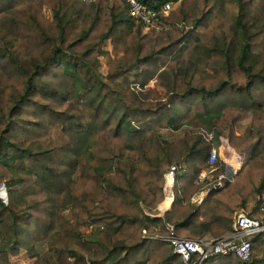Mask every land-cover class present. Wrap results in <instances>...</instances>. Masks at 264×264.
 I'll list each match as a JSON object with an SVG mask.
<instances>
[{"label": "trees", "instance_id": "trees-1", "mask_svg": "<svg viewBox=\"0 0 264 264\" xmlns=\"http://www.w3.org/2000/svg\"><path fill=\"white\" fill-rule=\"evenodd\" d=\"M141 1L180 4L153 43L121 0H0V264L22 249L33 264H184L142 230L165 234L168 223L179 237L201 239L229 231L240 211L264 217L263 1L234 0L229 25L204 40L184 24L209 28L207 12L191 10L195 0ZM102 38L124 58L105 74ZM203 66H215L212 84ZM2 77L16 80L5 100ZM246 113L260 138L250 163L193 208V181L221 124ZM200 129L214 132L212 147ZM175 163L186 169L161 218L154 208ZM71 206H79L74 222L64 214ZM250 242L248 261L215 254L201 264H264V235Z\"/></svg>", "mask_w": 264, "mask_h": 264}, {"label": "rangeland", "instance_id": "rangeland-1", "mask_svg": "<svg viewBox=\"0 0 264 264\" xmlns=\"http://www.w3.org/2000/svg\"><path fill=\"white\" fill-rule=\"evenodd\" d=\"M195 1L196 3L195 5H192L193 7L191 10H195V13L198 14V16L203 11H206L207 13L205 15L209 17V20H208L209 28L206 27L205 29L202 26H193L192 23H187V22H185L184 24L187 25V27L191 28L194 32L202 34L203 40H204V34L208 35L210 31L219 30L223 28L224 26H228L230 23L229 19L236 11L234 0H216L214 6L211 8L210 6L212 5L214 0H195ZM262 1L264 3V0ZM179 5H180L179 3H174L171 12H177ZM41 12H42L41 14L44 17V19L51 20L52 18L51 11L48 9L47 6H43ZM159 32H163V31H156L155 29H144L142 27L140 37H152V43H153L154 42L153 38ZM98 45L100 49L102 50L101 51L102 53L97 55L101 63L99 70L102 74H105L109 66H114L116 64H119L120 61H123L124 59L123 53L115 51V49L111 45V41L109 38L100 39L98 42ZM214 67L215 66L213 67L208 66L207 68L205 67L206 70L204 71V74L213 76L205 80L207 84H212L216 78L214 76ZM2 78L5 80L3 84H7L6 87H1L3 100H5L10 94V92L13 90L12 86L14 87L16 85V80L13 78L8 79L9 77L8 78L2 77ZM154 79L155 78L151 79L148 82V85H150L151 87L154 84ZM155 97H163L162 89H157V94ZM251 119H252L251 114L246 113L244 117L242 118L238 117L235 120L230 118L229 119L230 122L228 124L224 123L223 126L221 124L220 130L222 132V129H223V132L222 133L220 132L221 134L219 133V136H218L219 142H218V145L216 146V148H219V151H220V155L218 156L217 168L214 170V172L209 174L208 177H206L203 181H199L198 178L194 179L193 184L197 187L195 193H199L203 189L207 187H211L212 184L215 183L218 175L225 172L226 165L227 166L232 165L233 170L236 171V169H238L239 167H240L239 168L240 170L245 165L250 163L253 157V153L257 149L259 142H260L259 135L253 133L255 132V130L252 127ZM229 124L231 125V129L229 131L231 132V134H228L227 125ZM196 133L200 134L202 138L204 139V141L208 142L212 147V144H213L212 139H213V134H214L212 130L207 132L204 129H200ZM239 158H241V161H239ZM204 167L206 168V163ZM204 167L203 169H205ZM228 183L229 182L227 180H224V179L222 180L223 186H226ZM2 185L3 184L0 183V186ZM3 188H4V192L6 193L4 185H3ZM161 189H162V198L160 199V201L157 203V205L154 208L156 214L160 213V210L158 209V207H160L163 201V197H164L163 181H162ZM195 193H193V195ZM4 201L6 202L7 198H5ZM189 204L190 205L192 204L190 203V199H189ZM161 208H164V206L162 205ZM72 211L74 212L79 211V206L77 207L71 206L64 212L65 217L71 220L72 222H74L75 219L72 215ZM81 230L84 233H88L90 228L88 225H85L81 228ZM47 247L48 245L37 244L36 250L43 251ZM134 256L137 257V255H134ZM10 262L11 264H33L34 259L30 258L28 254L22 249L20 250L18 254L10 256Z\"/></svg>", "mask_w": 264, "mask_h": 264}, {"label": "built area", "instance_id": "built-area-1", "mask_svg": "<svg viewBox=\"0 0 264 264\" xmlns=\"http://www.w3.org/2000/svg\"><path fill=\"white\" fill-rule=\"evenodd\" d=\"M83 1L92 3L95 0ZM104 1L111 2L113 0ZM121 1L127 5L130 16L139 22L144 29H155L156 31H165L169 29V24H164L162 22V17L167 16L172 10V2H165L159 8H154L143 3L141 0ZM219 155V148L212 147L209 150L206 168L200 171L198 177L199 181H203L209 174L214 172L217 168ZM239 161H241V158H239ZM239 168L234 171L232 165H226L225 172L218 175L215 183H213L211 187H207L198 193V199L200 201L205 199L212 188H220L223 186V179L231 182ZM185 169V165L175 163L171 164L163 174V201L167 197L170 198L169 206L175 197L176 174L183 172ZM1 190L2 194H4V188H1ZM1 198L5 199V197ZM262 199L264 200V196ZM161 205L158 207L161 212H164L169 207L161 208ZM261 211L264 212V208H261ZM257 235H264V217H251L240 211L233 216L231 229L226 235L204 237L201 239L182 238L175 234L174 226L167 223L166 233L158 235V237L171 245L172 251L180 256L184 264H201L209 255L215 254H232L241 261H248L251 258L250 238ZM142 236L157 237V235L150 234L145 229L142 230Z\"/></svg>", "mask_w": 264, "mask_h": 264}, {"label": "crops", "instance_id": "crops-1", "mask_svg": "<svg viewBox=\"0 0 264 264\" xmlns=\"http://www.w3.org/2000/svg\"><path fill=\"white\" fill-rule=\"evenodd\" d=\"M221 187H223V186H221ZM204 200V199H203ZM203 200H199L198 199V193H195L194 195H192L191 196V198H190V203H192L191 205H192V207L193 208H195V207H198L200 204H201V202L203 201ZM171 206V205H170ZM170 206L164 211V212H161L160 211V213H158L157 214V216H159V217H163V213H165L166 211H168L169 210V208H170ZM235 215V214H234ZM231 229V228H230ZM230 231V230H229ZM229 231H227V232H225L224 234H222V235H226V234H228V232ZM150 234H155V235H157V237H155V236H152V237H149V238H159V239H161L160 237H158V235H161V234H163V233H161V232H159L158 231V227H155L154 228V230L152 231V232H149ZM221 235V236H222ZM206 237H211V236H206ZM162 240V239H161Z\"/></svg>", "mask_w": 264, "mask_h": 264}, {"label": "bare ground", "instance_id": "bare-ground-1", "mask_svg": "<svg viewBox=\"0 0 264 264\" xmlns=\"http://www.w3.org/2000/svg\"><path fill=\"white\" fill-rule=\"evenodd\" d=\"M0 196H2V190H1V189H0ZM165 200H166L167 202H169V201H170V198L167 197Z\"/></svg>", "mask_w": 264, "mask_h": 264}, {"label": "water", "instance_id": "water-1", "mask_svg": "<svg viewBox=\"0 0 264 264\" xmlns=\"http://www.w3.org/2000/svg\"><path fill=\"white\" fill-rule=\"evenodd\" d=\"M1 188H3V185L0 186V189H1ZM0 197H5V198H6V193L4 192V194H2V196H0Z\"/></svg>", "mask_w": 264, "mask_h": 264}]
</instances>
